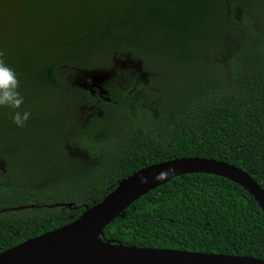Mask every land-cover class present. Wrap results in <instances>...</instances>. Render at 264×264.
<instances>
[{"label": "trees", "instance_id": "16d2710c", "mask_svg": "<svg viewBox=\"0 0 264 264\" xmlns=\"http://www.w3.org/2000/svg\"><path fill=\"white\" fill-rule=\"evenodd\" d=\"M118 54L143 68L105 95L74 82ZM0 60L31 113L17 128L0 108V253L169 160L223 161L264 189V0H0ZM103 237L264 260V211L229 179L185 174L136 200Z\"/></svg>", "mask_w": 264, "mask_h": 264}, {"label": "water", "instance_id": "95a60500", "mask_svg": "<svg viewBox=\"0 0 264 264\" xmlns=\"http://www.w3.org/2000/svg\"><path fill=\"white\" fill-rule=\"evenodd\" d=\"M168 168L175 171L164 179H154L157 173ZM192 173L213 174L241 185L264 211V189L238 167L201 157L169 160L150 165L121 180L102 202L88 208L73 223L1 252L0 264L35 261L57 264H264V260L257 257L131 247L104 239L106 227L136 200L176 177ZM142 178L146 182L142 183Z\"/></svg>", "mask_w": 264, "mask_h": 264}, {"label": "rangeland", "instance_id": "374dc122", "mask_svg": "<svg viewBox=\"0 0 264 264\" xmlns=\"http://www.w3.org/2000/svg\"><path fill=\"white\" fill-rule=\"evenodd\" d=\"M127 59V60H126ZM219 61V60H218ZM134 66L137 71L143 68V62H136L129 54H118L114 57L109 66L101 67L95 70H87L83 72L76 71L75 83L80 84L82 87L90 89L92 92L97 91L99 94L105 95L106 87L113 85L117 81L123 80L124 71L131 69ZM147 77V75H143ZM74 156L79 159L87 160V154L80 150L74 151ZM8 159L0 154V170L5 171Z\"/></svg>", "mask_w": 264, "mask_h": 264}, {"label": "clouds", "instance_id": "9594fccd", "mask_svg": "<svg viewBox=\"0 0 264 264\" xmlns=\"http://www.w3.org/2000/svg\"><path fill=\"white\" fill-rule=\"evenodd\" d=\"M23 104L24 96L20 91V80L17 72L0 60V108L12 110L11 119L17 128L25 127L31 115L29 111L21 110ZM174 171V168H168L166 171L157 173L154 179H164ZM141 182L146 181L142 178Z\"/></svg>", "mask_w": 264, "mask_h": 264}, {"label": "bare ground", "instance_id": "6f19581e", "mask_svg": "<svg viewBox=\"0 0 264 264\" xmlns=\"http://www.w3.org/2000/svg\"><path fill=\"white\" fill-rule=\"evenodd\" d=\"M22 264H57V263H45L42 261H35V262H28V263H22Z\"/></svg>", "mask_w": 264, "mask_h": 264}]
</instances>
